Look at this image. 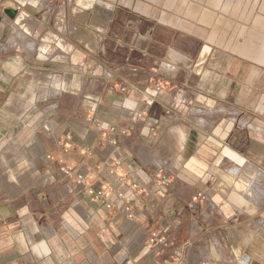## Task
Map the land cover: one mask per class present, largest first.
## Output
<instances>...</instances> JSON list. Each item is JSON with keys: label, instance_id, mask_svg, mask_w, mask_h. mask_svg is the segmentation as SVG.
<instances>
[{"label": "crops", "instance_id": "crops-1", "mask_svg": "<svg viewBox=\"0 0 264 264\" xmlns=\"http://www.w3.org/2000/svg\"><path fill=\"white\" fill-rule=\"evenodd\" d=\"M0 264H264V0H0Z\"/></svg>", "mask_w": 264, "mask_h": 264}, {"label": "built area", "instance_id": "built-area-1", "mask_svg": "<svg viewBox=\"0 0 264 264\" xmlns=\"http://www.w3.org/2000/svg\"><path fill=\"white\" fill-rule=\"evenodd\" d=\"M157 177H159V179L163 182L165 180L168 179V173L166 171L163 170H158V174ZM151 243H160V244H166V239L163 236H159L154 234L150 240Z\"/></svg>", "mask_w": 264, "mask_h": 264}]
</instances>
